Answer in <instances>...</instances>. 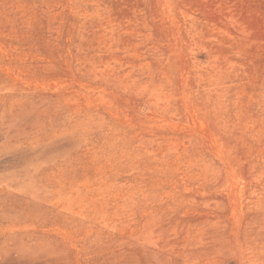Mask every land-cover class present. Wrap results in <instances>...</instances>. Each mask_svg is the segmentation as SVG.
<instances>
[{
	"label": "rangeland",
	"instance_id": "obj_1",
	"mask_svg": "<svg viewBox=\"0 0 264 264\" xmlns=\"http://www.w3.org/2000/svg\"><path fill=\"white\" fill-rule=\"evenodd\" d=\"M0 264H264V0H0Z\"/></svg>",
	"mask_w": 264,
	"mask_h": 264
}]
</instances>
